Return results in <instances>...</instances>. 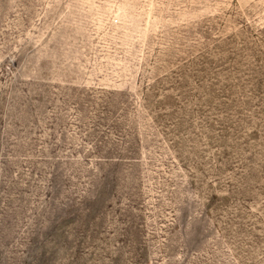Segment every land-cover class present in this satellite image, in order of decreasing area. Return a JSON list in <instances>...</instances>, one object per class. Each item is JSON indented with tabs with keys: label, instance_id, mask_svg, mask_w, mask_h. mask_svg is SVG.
Instances as JSON below:
<instances>
[{
	"label": "rangeland",
	"instance_id": "rangeland-1",
	"mask_svg": "<svg viewBox=\"0 0 264 264\" xmlns=\"http://www.w3.org/2000/svg\"><path fill=\"white\" fill-rule=\"evenodd\" d=\"M0 264H264V0H0Z\"/></svg>",
	"mask_w": 264,
	"mask_h": 264
}]
</instances>
